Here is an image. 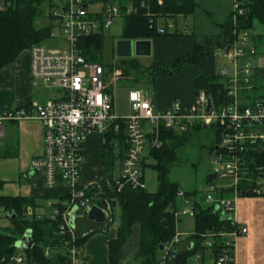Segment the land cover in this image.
I'll list each match as a JSON object with an SVG mask.
<instances>
[{
	"label": "built area",
	"instance_id": "1",
	"mask_svg": "<svg viewBox=\"0 0 264 264\" xmlns=\"http://www.w3.org/2000/svg\"><path fill=\"white\" fill-rule=\"evenodd\" d=\"M148 2L127 0L121 8L115 2L100 0H54L49 16L54 17L58 23L57 37L64 47L50 49L40 43L30 47L28 53L31 79L55 89L57 94L48 97L42 104L32 102L27 106L23 104L0 111V136L6 122L32 119L41 123V154L30 160L29 169L40 175L47 188H53L59 183L66 187L69 198L62 211H59L55 199L47 204L52 207L48 213L49 218L60 216L58 232L62 236L68 234L70 241H73L76 234L74 227L70 226L69 212L75 209L76 216L92 205L85 192L77 189L86 142L92 136L102 137L110 131L119 133L121 130L126 142L124 156L116 169L115 184L118 190L126 183L142 187L138 165L148 145L156 148L160 146L157 132L161 126L184 132L198 123L204 126L215 124L220 136L212 154L210 173L214 181L206 185L205 202L214 211L228 215L234 223L231 216L239 192L248 190L255 195L264 193V167L250 165L253 162L252 153L259 152L264 144V101L247 106L241 99L243 90L253 88L254 73L258 66L250 57L255 52L249 46L248 30H241L223 52L227 67L224 86L230 98L228 103L214 108L211 99L200 90L195 95V111L191 114L183 113L179 102L172 103L165 110L156 111L153 101L145 92L132 88L126 96L127 113L118 115L115 112L112 95L105 91L104 78L107 73L101 64L84 57L78 41L105 33L117 18L125 14H135L140 8L148 10ZM90 6H98V9L91 11ZM231 6L233 21L245 15L246 9L241 1L233 0ZM173 28V23H156V31L159 33ZM57 37L50 34V39ZM112 72L114 78H118L121 73L117 68ZM207 99H210L211 104L208 111ZM176 196H183V192L178 191ZM185 212L192 214V210ZM245 232L244 226L227 233L208 232L201 235L202 244L210 248L214 237L226 236V244H232L234 251V239ZM182 238V234L176 232L171 240L161 245L158 264L170 263L179 256ZM63 244L67 245L68 241L63 240ZM193 246L194 242L190 240L187 250ZM67 252L72 264L76 250L70 246ZM233 257L219 252L207 263L226 264L233 262ZM193 258L197 264L201 263L199 252L194 253ZM11 260L20 263L23 258L16 255Z\"/></svg>",
	"mask_w": 264,
	"mask_h": 264
},
{
	"label": "trees",
	"instance_id": "2",
	"mask_svg": "<svg viewBox=\"0 0 264 264\" xmlns=\"http://www.w3.org/2000/svg\"><path fill=\"white\" fill-rule=\"evenodd\" d=\"M53 1L4 0V3L0 5V69L12 63L23 50L50 38L51 30L55 26L52 22L55 21L56 26L58 24L54 17L49 16V9ZM100 1L115 2L121 8L127 2V0ZM160 1L161 3L158 4V0H149L148 10L140 8L135 14L123 15L119 38L151 40L160 36L187 35L186 32L175 31V28L172 32L159 33L156 31V23L161 17L174 18L177 15L193 14L197 8V2L195 0ZM239 1L246 9L244 16H239L233 21L231 12L224 22L217 24L219 33L215 35H197L190 32L193 37L191 52L176 58L169 68L158 62L143 65L133 58L126 59L119 64L104 63L102 61L104 33L81 38L78 41V46L84 57L101 64L105 73L119 68L121 73L118 79L144 87L151 86L158 76H173L179 72L183 65H191L194 70V94L196 95L200 90L204 91L206 96L211 99L213 107L217 108L228 103L230 98L224 86L225 76L220 74V70L216 66V52L226 49L241 30H248L250 33L254 20L262 25L264 30V0ZM44 5L47 7L46 15H44L47 23L36 26L35 21L43 16L41 7ZM147 11H149L148 15ZM253 40L254 35L250 33L249 44ZM254 52L256 53V51ZM256 71L253 88L243 90L241 93V99L247 106L264 101V70ZM105 91L111 92L106 87ZM24 105H30V102ZM203 130H208L211 133L210 144L205 149L208 153L213 154L214 145L220 139L219 130L215 124L204 126L197 123L184 132H177L162 126L158 129L157 140L160 142V146L156 148L148 145L140 162L142 167L145 164V158L153 160L150 166L157 173V190L155 192H148L143 187H133L127 183L118 190L114 171L126 149L124 134L120 130L119 133L110 131L102 137L98 136L102 140L99 157L103 174L110 185V188H105L102 198L109 204L110 216L113 205L117 204L120 211L116 236L107 242L109 264L124 263L125 248L135 232L134 258L136 264H158L159 247L171 240L177 232L175 199L176 193L181 191V188L177 182H170L167 179L169 166L176 161L178 150L190 141L192 134ZM148 137L150 138V136ZM252 160L251 166L264 167V144L259 152L252 153ZM213 181V175L207 174L204 183L208 184ZM2 185L0 182V189ZM190 194L183 191L185 197H190ZM242 195H253V193L243 190L239 192V196ZM68 198L67 193L58 194L42 197L39 199L40 202L36 198L0 195V213H8L5 217L8 224L0 227V260L3 259L1 264H19L11 260V257L16 255L24 257L23 261L26 260L28 264H71L67 252V248L70 246L76 250L75 257H81L85 242L98 230L86 231L76 235L73 241H70L68 234L62 236L58 232L61 224L60 216L51 219L48 214L40 210L43 207L42 201L55 199L58 202L59 211H62ZM96 202L100 201H95L92 204ZM191 204L194 228L187 238L194 242V246L167 264H187L189 256L196 252L201 254L200 264H208V260L219 252L233 257V246L226 244L228 242L226 236L217 235L214 237L212 246L209 248L202 244L201 235L208 232L227 233L238 229V226L231 222L228 215H221L220 211H214L210 206L201 207L193 200ZM11 214L15 215L14 218H10ZM26 230H30L32 247L23 253L14 247V243ZM63 240H67L68 244L64 245ZM226 264H233V262L230 261Z\"/></svg>",
	"mask_w": 264,
	"mask_h": 264
},
{
	"label": "crops",
	"instance_id": "3",
	"mask_svg": "<svg viewBox=\"0 0 264 264\" xmlns=\"http://www.w3.org/2000/svg\"><path fill=\"white\" fill-rule=\"evenodd\" d=\"M3 3L1 2L0 5ZM198 7L201 6L197 2ZM203 11L209 16L205 9ZM230 14L225 17V20ZM179 16L182 15L176 17ZM161 18L173 19V17ZM174 28L175 31L186 32L187 35L160 36L149 39L151 54L147 57L152 58L151 62H158L169 68L176 58L191 52L193 37L190 32L197 33L193 30L189 31L188 28L179 30L176 23H174ZM174 28L168 32H172ZM217 30L219 33V27ZM251 46L258 53L257 50L260 47L258 46L259 48L256 49L255 44ZM151 62L144 65H149ZM224 66L225 64L221 65L219 70ZM258 69L264 70V66L258 65L256 70ZM256 70L254 75H256ZM39 84L41 83L37 82L36 84L30 77L28 49L23 50L12 63L0 69V111L9 110L28 102L42 104L48 97L57 94L53 88H51L54 92L52 95L46 92L42 94L36 92L35 87ZM134 88L142 90L151 98L156 111L165 110L174 102L181 104L185 114L195 111L194 70L191 65H183L176 75L156 77L151 86ZM110 94L112 95V92ZM101 142L102 140L98 136H92L87 140L80 178L77 183V189L83 190L92 203L105 201L102 195L105 194V188H110L103 174L99 157ZM41 150L42 126L38 120L24 119L4 123L3 134L0 136V182L3 184L0 195L36 198L41 202L39 199L45 196L66 194L67 189L62 184L47 188L40 175L30 171V160L39 157ZM188 200L190 203L192 202L190 199ZM45 202L42 201L43 204ZM221 215L225 214L221 212ZM231 217L238 227L246 228L245 234L238 235L234 239L233 264H264V195L253 194L236 197ZM82 219L87 221L88 229L84 231L98 230V232L87 239L81 252L82 256L75 257L72 264H109L107 242L115 238L119 223H114L110 214L108 222L96 224L78 213L74 218V229L76 221L80 226ZM84 231H80V233ZM191 232H186L182 238L179 245L180 254L189 247L190 240L187 236Z\"/></svg>",
	"mask_w": 264,
	"mask_h": 264
},
{
	"label": "rangeland",
	"instance_id": "4",
	"mask_svg": "<svg viewBox=\"0 0 264 264\" xmlns=\"http://www.w3.org/2000/svg\"><path fill=\"white\" fill-rule=\"evenodd\" d=\"M201 7H198L193 15L188 16H179L173 18L172 20H165L164 18H159L157 20L158 25H163L164 23H176V27L179 30L187 29L189 31L193 30L195 33L200 35H213L217 34V24L222 23L225 20V17L232 12V1L233 0H196ZM3 3L4 0H0V3ZM101 3V2H98ZM43 10V16L39 17L35 21L36 26L43 25L47 23L46 15L47 7L46 5L41 7ZM91 11L98 9V6H90ZM203 9L209 14V16L204 13ZM55 25L51 34L57 37L58 28L55 21L52 22ZM122 26V19L117 18L113 25L104 33V38L102 40V61L104 63H113L119 64L124 62L126 59H136L141 64H146L152 61L151 57H130V58H121L118 57L115 53V42L119 40V35ZM250 33L254 35V40L250 42L249 46L254 45L258 53L250 56L251 59L258 63V65L264 66V30L262 25H260L256 20L253 21V28L250 30ZM43 46L46 48L54 47H64L62 41L57 38L55 39H46L42 42ZM259 46V47H258ZM226 64V60L223 56V50H218L216 52V66L217 69L221 65ZM114 70V69H113ZM112 70V71H113ZM260 70V69H259ZM107 72L106 78H104L105 87L110 89L113 97L114 110L118 115H124L127 113L128 104H127V92L131 88L140 87V85H135L134 83L125 82L121 79L114 78L112 76L113 72ZM37 84V82H35ZM149 89H151L149 87ZM36 92L52 95L54 92L46 84H39L35 87ZM211 133L208 130H203L201 132H196L192 134L190 141L177 152V159L170 166L167 173V179L170 182H177L181 188V192L185 191L190 194V197L177 196L175 199V216H176V231L177 233L185 236L186 232H191L194 228L193 215L191 213H186V210H192V204L187 199L195 201L200 204L201 207L210 206L204 200L206 194V185L204 183L205 177L212 170V154L208 153L205 147L210 144ZM145 150L143 152V156ZM141 162V160H140ZM144 165L141 167L139 163L138 167L141 174V183L142 187L148 192H155L157 190V173L150 166L153 163V160L150 158L144 159ZM117 169V166H116ZM115 169L114 174L117 175V170ZM228 194L225 193V197ZM46 201L43 204L41 211L48 214L52 211V207L49 206ZM112 221L116 224L119 223V206L117 204L113 205L111 208ZM83 220V221H82ZM81 225L79 226L77 221L75 224L76 235L81 234L80 231L88 229L87 221L82 219ZM8 224L7 218L3 217L0 213V227H4ZM80 224V223H79ZM91 225V224H89ZM1 230V229H0ZM87 231V230H86ZM84 231V232H86ZM83 232V233H84ZM136 232L130 237L128 244L125 248V256L123 258V264H136V259L134 258V250L136 248L135 242ZM24 258V257H23ZM19 264H28L26 260L20 262ZM187 264H197L193 258V255L189 256L187 259Z\"/></svg>",
	"mask_w": 264,
	"mask_h": 264
},
{
	"label": "water",
	"instance_id": "5",
	"mask_svg": "<svg viewBox=\"0 0 264 264\" xmlns=\"http://www.w3.org/2000/svg\"><path fill=\"white\" fill-rule=\"evenodd\" d=\"M115 53L121 58H130L133 56L147 57L151 54V41L149 39H119L115 42ZM226 73L227 68L224 66L220 69V74L225 75ZM210 105V99H207L206 111H208ZM109 211V204L106 201H101L84 208L80 216L96 224H102L109 221ZM1 215L6 217L8 213L6 212ZM14 216V214H11L10 218H14ZM74 218L75 209H72L69 212V221L72 228L74 227ZM14 247L23 253L27 252L32 247L30 230H26L23 235L15 241ZM159 248H161V246Z\"/></svg>",
	"mask_w": 264,
	"mask_h": 264
}]
</instances>
